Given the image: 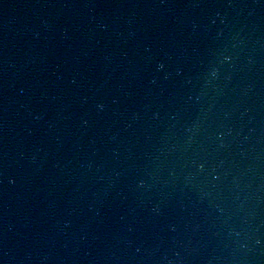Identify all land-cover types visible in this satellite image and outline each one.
I'll use <instances>...</instances> for the list:
<instances>
[{
  "label": "water",
  "instance_id": "95a60500",
  "mask_svg": "<svg viewBox=\"0 0 264 264\" xmlns=\"http://www.w3.org/2000/svg\"><path fill=\"white\" fill-rule=\"evenodd\" d=\"M0 264H264V0H0Z\"/></svg>",
  "mask_w": 264,
  "mask_h": 264
}]
</instances>
